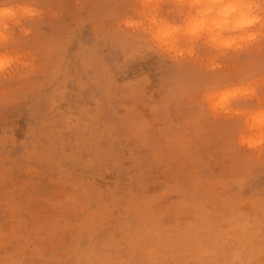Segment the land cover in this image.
Masks as SVG:
<instances>
[{
    "label": "clouds",
    "instance_id": "obj_1",
    "mask_svg": "<svg viewBox=\"0 0 264 264\" xmlns=\"http://www.w3.org/2000/svg\"><path fill=\"white\" fill-rule=\"evenodd\" d=\"M0 264H264V0H0Z\"/></svg>",
    "mask_w": 264,
    "mask_h": 264
},
{
    "label": "rangeland",
    "instance_id": "obj_2",
    "mask_svg": "<svg viewBox=\"0 0 264 264\" xmlns=\"http://www.w3.org/2000/svg\"><path fill=\"white\" fill-rule=\"evenodd\" d=\"M127 166V162H125V167ZM123 178V169L122 168H116L113 170H110L108 172L100 173L97 176V182L101 187L106 186L108 183H111L113 181H116L118 179ZM161 190V186L156 184L153 185L148 189L149 193H156Z\"/></svg>",
    "mask_w": 264,
    "mask_h": 264
}]
</instances>
